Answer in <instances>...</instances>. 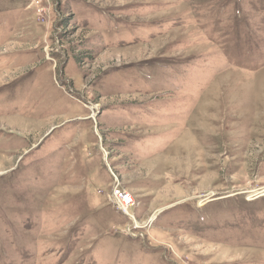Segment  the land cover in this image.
<instances>
[{"label":"rangeland","instance_id":"rangeland-1","mask_svg":"<svg viewBox=\"0 0 264 264\" xmlns=\"http://www.w3.org/2000/svg\"><path fill=\"white\" fill-rule=\"evenodd\" d=\"M263 191L264 0H0V264H264Z\"/></svg>","mask_w":264,"mask_h":264},{"label":"built area","instance_id":"built-area-1","mask_svg":"<svg viewBox=\"0 0 264 264\" xmlns=\"http://www.w3.org/2000/svg\"><path fill=\"white\" fill-rule=\"evenodd\" d=\"M111 190L112 193L110 194V199L117 206L119 211L124 214H129L128 210H130L134 204L132 195L123 191L116 183H114ZM257 194L259 195V192Z\"/></svg>","mask_w":264,"mask_h":264},{"label":"bare ground","instance_id":"bare-ground-1","mask_svg":"<svg viewBox=\"0 0 264 264\" xmlns=\"http://www.w3.org/2000/svg\"><path fill=\"white\" fill-rule=\"evenodd\" d=\"M263 194L262 195H260V196H258V197H262V196H264V191L262 192Z\"/></svg>","mask_w":264,"mask_h":264}]
</instances>
